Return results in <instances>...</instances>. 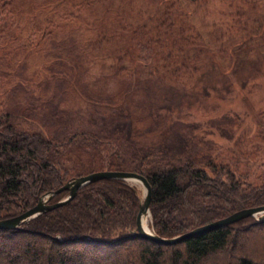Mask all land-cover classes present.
Segmentation results:
<instances>
[{
    "label": "trees",
    "instance_id": "obj_1",
    "mask_svg": "<svg viewBox=\"0 0 264 264\" xmlns=\"http://www.w3.org/2000/svg\"><path fill=\"white\" fill-rule=\"evenodd\" d=\"M16 1L0 0V41L11 25L17 27ZM118 1L75 0L59 15L70 21L53 26L67 29L72 24L67 49L77 56L86 52L81 62L75 61L74 72L52 78L54 93L61 92L57 86L62 80L72 91L80 77L93 79L97 97L88 98L96 114L94 129L65 137L38 127L22 129L13 121L14 113L0 107V219L32 207L68 179L97 170L146 177L151 185L150 225L162 237L264 205V174L259 172L264 162H252L251 153L239 149L234 159L216 162L217 156L205 147L203 127L176 129L170 117L179 100L189 106L193 99L200 108L204 94L215 86H222L218 93L225 92L233 78L226 71L264 60V0H218L220 17L208 28L204 13L197 11L208 0H145L143 8ZM47 3L51 9L55 0ZM86 9L92 16L84 14ZM142 16L139 23L131 21ZM48 27L42 38L52 33ZM77 36L88 40L86 49L74 41ZM252 53L257 57L252 59ZM206 65L225 74H217L216 85L204 88L201 71ZM74 91L82 100L76 87ZM91 154L100 160L91 162ZM137 212V194L129 183L110 178L87 183L71 200L21 228L0 229V264H264V253L248 246L249 236L264 238V223L253 217L167 245L128 235Z\"/></svg>",
    "mask_w": 264,
    "mask_h": 264
},
{
    "label": "rangeland",
    "instance_id": "obj_2",
    "mask_svg": "<svg viewBox=\"0 0 264 264\" xmlns=\"http://www.w3.org/2000/svg\"><path fill=\"white\" fill-rule=\"evenodd\" d=\"M47 1L51 0H17L15 2L17 8L14 15L18 21L17 27L14 24L11 25L7 35L0 41V102H3L0 107L14 113L12 119L22 129L38 127L46 134L57 132L59 136L65 137L73 132L95 128L96 114L91 113V106L94 104L88 97L96 99L97 96L94 95L91 87L93 79L86 82L82 77L75 82L74 86L82 94V100L74 91V87L70 91L63 80L62 84L57 86L61 92L54 93L56 85L52 82V78L57 77L61 80L67 74L74 72L75 70L71 69L74 68L75 61L81 62L86 52L85 56H81L80 53V56H77L78 53L75 50L67 49V34L69 31L74 34L71 30L72 24H67V29L53 28L61 20L63 23L64 20L70 21L67 18L63 20L59 15L70 10L69 5L75 0H55L51 9L50 3L45 4ZM118 2L115 0L116 4ZM130 3L135 4L137 8L147 6L145 0H130ZM150 7L153 8L154 4ZM222 8L218 0H208L206 4H201L197 11L199 15L204 13V24L206 23L207 27L220 17ZM86 11L84 14H89L87 17L92 16L91 12L87 9ZM127 13L130 17L132 16L130 12ZM46 18L52 19V22ZM131 19L132 22L139 23L143 20V16L140 19L137 17ZM196 22L198 25L201 21L197 18ZM47 24L49 25L47 29H52V33L42 38L41 34ZM206 27L199 29L205 31ZM82 37L77 36L74 41L86 49L88 40ZM105 49L103 48L102 51L104 52ZM256 57L257 55H253L252 59ZM261 62H257L258 66L256 61L248 64L244 62L242 66L245 65V67H237L235 72L226 71L225 73L233 77L232 82L230 81V84L224 87L225 92L219 93L218 89L222 86H215V77L217 74L225 73L211 71L207 65L204 66L201 71L204 88L209 85L215 86L216 90L204 94V101L200 108L194 105L196 102L193 103V99L188 103L189 106L185 105L186 107L180 104L181 100H179L176 103L177 111L175 108L173 113L171 112L170 117L175 119L176 124L173 127L176 129L185 128L187 124L199 126V129L204 128L205 147L210 149L208 153L211 151L210 154L217 156L214 158L216 162L234 159L233 155L238 149L239 151L248 150L251 158L254 159L252 162H264V66ZM70 79L72 80L71 76ZM223 79L225 80L224 77ZM210 81L214 83L209 84ZM109 93L113 94L114 91ZM169 93L170 91L167 92L168 95ZM178 94L182 95L179 92ZM84 99L90 102L86 104L83 102ZM173 104L175 106V103ZM56 111H58L57 114H55ZM229 146L234 147V151L228 150ZM69 154L70 158L76 157L74 152ZM91 156V162L100 160L98 157H93V154ZM93 158L97 160L94 161ZM98 164L96 168L99 167ZM259 172L264 174V164ZM131 184L136 187L139 194L142 193L139 183ZM148 224L150 225V220ZM249 237V248L256 254L264 253V238Z\"/></svg>",
    "mask_w": 264,
    "mask_h": 264
},
{
    "label": "water",
    "instance_id": "obj_3",
    "mask_svg": "<svg viewBox=\"0 0 264 264\" xmlns=\"http://www.w3.org/2000/svg\"><path fill=\"white\" fill-rule=\"evenodd\" d=\"M110 178V179H120L127 183H129L133 189L136 191L137 199H138V212L136 215V225L134 228L130 229L128 235L134 237L147 238L154 242L160 244H175L181 242L189 237L196 236L201 234L209 229L215 227H222L226 225H230L235 223L238 220L247 217H253L258 222L264 223V205L256 206V207H247L236 210L220 219L214 220L210 223L192 228L184 233L172 236V237H162L157 234L153 227L148 224L150 220V209L149 203L151 200V185L140 173L134 171L127 170H97L92 171L90 173L75 176L68 179L64 182L60 187L53 191H48L42 194L35 205L24 210L23 212L10 216L7 218L0 219V229H18L31 219L37 217L38 215L49 211L53 208H56L67 201L71 200L76 192L85 184L97 181L99 179ZM139 183L142 187V193L139 194L136 187L131 183ZM66 190V195L59 199L56 202H49L50 199L58 194L61 191ZM59 241H62L60 237H56ZM81 238L83 239H91L88 235H83Z\"/></svg>",
    "mask_w": 264,
    "mask_h": 264
}]
</instances>
